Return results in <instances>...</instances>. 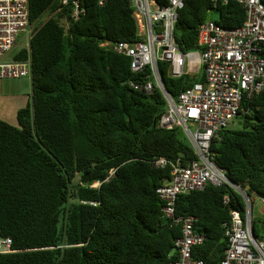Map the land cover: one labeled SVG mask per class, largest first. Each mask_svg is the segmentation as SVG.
<instances>
[{"label":"trees","instance_id":"1","mask_svg":"<svg viewBox=\"0 0 264 264\" xmlns=\"http://www.w3.org/2000/svg\"><path fill=\"white\" fill-rule=\"evenodd\" d=\"M80 6L74 18L72 1L29 0V44L13 58L31 63L32 100L19 109L18 124L0 118V238L12 239L0 264H167L176 258L181 226L163 217L157 188L171 178V163L196 158L194 147L182 127H160L167 101L159 88L129 85L149 70L133 72L131 57L113 49L139 40L130 0ZM215 10L225 26L245 18L235 0L216 7L185 0L175 28L182 51L200 49L198 27ZM158 68L174 99L205 79L172 77L162 60ZM238 117L242 126L220 132L211 149L253 201L264 197V93L245 100ZM160 157L165 167L155 166ZM232 208L244 215L246 203L229 183L177 196L176 215L196 217L205 235L195 257L223 258ZM252 230L261 235L264 217L252 214Z\"/></svg>","mask_w":264,"mask_h":264},{"label":"built area","instance_id":"2","mask_svg":"<svg viewBox=\"0 0 264 264\" xmlns=\"http://www.w3.org/2000/svg\"><path fill=\"white\" fill-rule=\"evenodd\" d=\"M62 1L73 2L74 18L84 11L80 0ZM107 1L98 0L100 5ZM213 1L216 7L219 1L229 0ZM235 1L245 12L242 24L229 27L209 18L198 27L200 49L184 52L175 39V28L185 0H168L164 5L158 0H130L138 22L139 40L113 44L116 52L131 57L133 72L149 70L146 79L130 80L129 85L146 93L161 90L167 110L160 118V127H182L196 153V158L187 165H181L180 161L171 163V178L157 188L164 201L163 217L181 226V234L174 241L176 258L167 264H264V237L260 239L253 233L245 195V214L232 208L231 220L225 223L228 245L220 261L193 255L194 247L204 242L205 235L196 229V217L176 215L178 195L203 189L208 183L232 185L226 170L215 160L212 143L238 117L245 100L264 93V0ZM29 23V0H0L1 79L31 75L30 61L1 60ZM159 60L168 63L172 77L195 75L202 70L205 79L186 87L174 99L162 79ZM168 163L164 157L155 160L157 167ZM260 198L264 203V197ZM228 201L226 195L225 202ZM11 246L10 237L0 238V252L11 251Z\"/></svg>","mask_w":264,"mask_h":264},{"label":"rangeland","instance_id":"3","mask_svg":"<svg viewBox=\"0 0 264 264\" xmlns=\"http://www.w3.org/2000/svg\"><path fill=\"white\" fill-rule=\"evenodd\" d=\"M211 18L213 19H219V13L217 10L213 11L211 13ZM29 39H30V27H28L27 30L22 31L16 40V44L14 45V47L12 48V50L10 52H8V54L6 55L7 59H10L11 57H13L17 52H19L22 48L27 47L29 44ZM9 79V78H8ZM5 83V89L6 91L9 93L13 90H18V91H26L27 86L29 85L28 81L31 82V78L30 75L27 76H23L20 78H15V79H10V80H3ZM12 110L9 109L8 113H5L4 116H7L6 118L10 121L8 122H13L16 123V117H14V119H10V116L13 117V115H11ZM242 126L241 124V118L237 117L235 118V120L231 123L229 128L232 129H236V128H240ZM95 185H98V183H96ZM242 194V193H241ZM243 195V194H242ZM244 197V195H243ZM252 200L250 198V204H251V221H252V214L254 217L257 218H263L264 217V203L262 201V198H260L257 195H253L252 196ZM246 201V200H245ZM252 202H253V212H252ZM248 207H249V203L247 202ZM261 235L258 236V238H263L264 237V231L261 230Z\"/></svg>","mask_w":264,"mask_h":264},{"label":"crops","instance_id":"4","mask_svg":"<svg viewBox=\"0 0 264 264\" xmlns=\"http://www.w3.org/2000/svg\"><path fill=\"white\" fill-rule=\"evenodd\" d=\"M11 50H9L8 52H10ZM8 52L2 56L1 60L8 61L14 59L13 57H11L10 59L6 58ZM199 74L203 76L202 70ZM10 79H15V78H9V79L0 78V118L10 121L6 118L7 116L4 115L5 113L9 112V109H11L12 110L11 115H13V117L10 116V119L12 120L14 119V117H16V123L14 124H18L17 114L19 109L25 107L32 100V80L31 82L28 81L29 85L27 86L26 91L13 90L8 93L4 86L7 83H5L3 80H10Z\"/></svg>","mask_w":264,"mask_h":264},{"label":"water","instance_id":"5","mask_svg":"<svg viewBox=\"0 0 264 264\" xmlns=\"http://www.w3.org/2000/svg\"><path fill=\"white\" fill-rule=\"evenodd\" d=\"M231 183H232V185L240 192V193H242L243 195H245V197H246V199H247V201H248V203H249V215L251 216V204H250V198H249V196H248V194L245 192V189L244 188H242L241 186H239V185H237V184H235L234 182H232L231 181ZM255 235V234H254ZM256 236V235H255Z\"/></svg>","mask_w":264,"mask_h":264},{"label":"clouds","instance_id":"6","mask_svg":"<svg viewBox=\"0 0 264 264\" xmlns=\"http://www.w3.org/2000/svg\"><path fill=\"white\" fill-rule=\"evenodd\" d=\"M14 47V46H13ZM14 60V59H13ZM250 198V197H249Z\"/></svg>","mask_w":264,"mask_h":264}]
</instances>
